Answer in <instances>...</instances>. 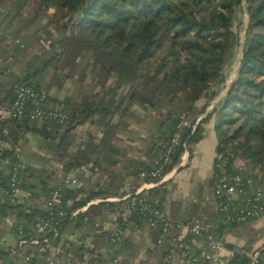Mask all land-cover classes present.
Listing matches in <instances>:
<instances>
[{
	"label": "trees",
	"instance_id": "obj_1",
	"mask_svg": "<svg viewBox=\"0 0 264 264\" xmlns=\"http://www.w3.org/2000/svg\"><path fill=\"white\" fill-rule=\"evenodd\" d=\"M28 5H32L37 12L54 14L61 11L62 16H66L61 28L68 32L50 38L45 53L25 61L24 71L0 87V107H7L11 103L19 84L46 90L48 71L57 68L59 60L76 49L79 56L90 52V61L98 70L106 73V79L113 72L117 75L115 86L107 85L112 92L107 98H91L81 103L68 97L48 95L47 100L54 98L53 105L68 114L63 123L11 117L0 119L15 130L14 133H6L11 147H0L1 190L8 188L14 149L19 138H22L18 129L37 135V142L44 141L47 151L55 153L57 150L56 156L52 155L61 162V169L65 173L74 166H84L86 169L88 166L92 170V164L99 162L93 159L92 150L88 149L90 141L80 148L81 140L73 142L76 135L72 130L96 115L92 119L94 122L107 125L103 127L97 148L107 146L112 149L114 131L110 128L113 127V116L116 113L127 114L129 106L134 104L146 112L149 111L148 105L166 107V111L159 112L151 120L152 137L147 138L151 143L147 150L148 157L142 161L130 157L129 174L136 176L140 170L151 167L153 159L164 149L169 132L181 118L191 120L182 133V141L188 147L202 137V123L214 117L216 151L231 149L234 157L229 168L236 166L237 158L244 159L250 164L246 174L264 186V0H0V12H3L0 25L13 12L21 15ZM241 9L245 10L247 21L235 75L223 96L192 127L198 114L204 111L203 107L197 110L196 102L205 98L206 106L217 94L214 83L225 79V64L238 39L237 31L232 28L233 20ZM28 45V40L19 39L14 44L12 55L21 54ZM114 88H123V91L120 90L122 96L130 97L122 109L113 104L120 94ZM70 146L72 151H68ZM183 150L181 143L172 163L167 166V172L179 161ZM52 155L47 158L51 159ZM5 159L8 161L4 162ZM51 175L52 171L47 167L42 165L35 168L25 162L22 188L31 195L36 196L40 192L48 195L52 187L61 185L59 199L50 209L31 206L24 201L11 203L0 200V216H15L12 230L16 235L18 227H22V235L17 236L18 240L25 241L15 248L29 243L34 232L29 233L26 225L35 216L64 210L65 214L56 218L59 220V238L70 221H74L81 230L93 226L97 216L102 214L103 209L110 208L113 202L90 203L73 216L70 215L71 210L82 207L97 196L119 193L107 183L103 187H98L97 183L72 187L60 182L52 184ZM140 195L150 196L144 191ZM75 242L76 255L83 256L85 249L91 250L87 251L90 253L94 250L83 246L79 239ZM65 245V242L61 244L63 252ZM228 245L233 246L231 243ZM30 251L33 249L29 248L27 253ZM34 254L27 264H38L40 260L37 256L44 258L43 253L38 255V251H34Z\"/></svg>",
	"mask_w": 264,
	"mask_h": 264
},
{
	"label": "built area",
	"instance_id": "obj_2",
	"mask_svg": "<svg viewBox=\"0 0 264 264\" xmlns=\"http://www.w3.org/2000/svg\"><path fill=\"white\" fill-rule=\"evenodd\" d=\"M48 93L44 88H35L26 84H19L15 88L14 98L7 107H0V119L14 118L17 120H37L40 122L63 123L68 114L57 105L47 103ZM197 117L192 123L195 127ZM191 120L181 118L168 134L164 149L153 159L151 167L140 170L136 177L135 186L131 192L106 197H95L85 205L70 211L75 215L90 203L110 201L113 204L103 209L102 214L93 224L99 229L105 243L116 244L131 232L139 233L144 225L155 231V238L151 247H161V256L156 261L149 258L143 264H264V236L262 242L250 250L244 247L229 246L224 235L236 226L257 220L264 216V186L256 179L245 173L241 164L232 169L229 163L234 157L231 149L216 151L213 160V194L216 199L215 218L207 215H195L180 219L169 215L163 200L140 195L144 188H150L160 182L166 175L167 166L173 161V155L182 143L183 128L190 125ZM183 150V151H184ZM182 151V153H183ZM181 153V154H182ZM180 154V155H181ZM66 186L79 184L77 177L56 171ZM25 179V161L21 148L14 149L13 159L9 169L8 188L0 190V200L17 203L21 200L20 190ZM61 185L52 187L44 201V207L50 209L59 199ZM62 209L46 215H37L26 225L31 235L29 244L34 245L33 251L24 255L28 262L38 251L44 254V264H62L63 250L58 241L59 220L64 215ZM86 218L83 219L85 222ZM22 235V227H18V234ZM19 239V242H24ZM101 252H86L83 259L101 257ZM242 256L246 258L242 259ZM113 262L117 259L113 258ZM105 263L106 261H102ZM0 264L3 259L0 257Z\"/></svg>",
	"mask_w": 264,
	"mask_h": 264
},
{
	"label": "crops",
	"instance_id": "obj_3",
	"mask_svg": "<svg viewBox=\"0 0 264 264\" xmlns=\"http://www.w3.org/2000/svg\"><path fill=\"white\" fill-rule=\"evenodd\" d=\"M2 52L4 51L0 49V87L8 82L11 75L9 65L5 64L4 60L1 58L3 55ZM82 92L83 89L78 88L76 91H72L71 95H63L60 89H56L53 94L48 93V95L58 98L68 97L78 100L81 103L91 99L84 98L82 96ZM94 98L97 99V97ZM200 100L201 99L196 102L197 110L201 109V107H199ZM47 101V103L53 104L55 99H48ZM212 104L213 103H210L209 105ZM146 113L134 104L133 106H129L127 114H114V121L112 122L116 131L112 137L113 148L110 149L105 146L108 150H110V152H105V148H97L103 126L101 124H99V126L95 125L97 123L92 119L96 117V115L92 119H89L85 123L75 127L72 132L79 130L82 126H86V124H90L89 129L84 132L88 133L86 144L90 141L89 148H97V150L101 151L91 152L93 159L98 160L99 163L95 162V164H92V170H89L90 167L88 166L87 169L84 166H74L71 169L75 172L71 173V170L69 169L65 173L61 169V162L49 158L52 164L51 166H53L52 168H49V171H52V175L50 177L52 184L58 182L63 184L61 178L55 175L56 171L59 170L64 174H71L77 177L79 184L84 185V183H97L98 187H103L107 183L109 184V187H112V189H117L119 193L115 195L131 192L135 186L137 177L129 174L131 169L128 167L129 159L131 157L137 161H142L144 158L148 157L147 150L148 146L151 145L147 138L152 137L150 131L153 125L151 120L154 118V114L148 116L145 115ZM204 115L205 110L199 113L198 117H202ZM213 120L214 118L211 117L209 120L202 123V137L197 142L190 144L183 151L180 155L179 161L166 173L160 182L152 186L154 187L151 189L152 191L150 190L152 187L144 188V193L150 195V197L163 200V207L165 211L172 217L186 219L195 215H207L210 218H215L217 215L216 199L212 188L213 160L216 152L215 145L217 142ZM18 131L22 133V138H19L18 140V145L20 147V142L27 135V131L22 128L18 129ZM7 132L14 133L15 130L13 127L5 125L0 121V147L2 148L11 147L8 136H6ZM189 147L191 149H189ZM69 148L68 151H70ZM38 155L39 157L49 156L40 150ZM36 159L37 158L30 160L27 159L26 161L24 157V161L26 163L29 162L35 168H39L42 165H38ZM3 161L6 162L8 160L5 159ZM43 166L48 167L49 164L45 163ZM100 168L103 169L101 170ZM174 178L176 179L175 187L170 191H162L161 185H163L167 180ZM83 179L86 180L84 181ZM190 182L194 184V189H188ZM186 191H188V193H186ZM19 193L21 197L20 201H24L31 206L45 208L44 201L47 197L46 193L43 194L40 192L39 195L33 196L24 188H22ZM86 207H84V209ZM100 216L101 215H98L97 218ZM15 221L16 218L14 215L9 214L0 216V257L3 259V264H27L24 260V255L27 253L29 248H34V245L29 243L18 245L17 248H15L17 244H21V242H18V236L12 230V224ZM87 227L81 230L80 227L75 226L74 229H77V232H75L76 234L74 233L76 235L75 239L69 235H63V232L61 233L58 241L61 244L63 242L66 244L64 247L65 251L63 252L64 257L62 264H143L149 258L156 261L155 257L161 256L162 246L151 247L150 245L155 238V231L150 230L146 225L142 227L139 233L131 232L129 236L121 240L122 242L119 241L116 244H109L108 242L105 243L99 229L93 226ZM92 231L97 233V239L92 240L90 245H88L86 236ZM76 239H79L83 246L91 249L93 248V251L101 252V257L96 259L90 258V261L87 260L85 262L83 257L87 251L91 250L85 249L84 253L82 252L83 256L76 255ZM226 242L235 246L234 241L227 240ZM137 245L139 246V251L135 249ZM72 247H74V249L70 250ZM243 247L246 250L251 249L245 246ZM83 250L84 248H82V251ZM37 257L40 260L38 264H44V258L42 256ZM113 258H116L117 261L113 262ZM76 259L78 260L75 261ZM102 261L106 262L103 263Z\"/></svg>",
	"mask_w": 264,
	"mask_h": 264
},
{
	"label": "rangeland",
	"instance_id": "obj_4",
	"mask_svg": "<svg viewBox=\"0 0 264 264\" xmlns=\"http://www.w3.org/2000/svg\"><path fill=\"white\" fill-rule=\"evenodd\" d=\"M4 10V9H3ZM1 11V10H0ZM3 12H0V15ZM16 12H13L11 17L4 21L0 25V49L2 52V59L5 64L9 65L11 75L10 78L16 77L18 74L24 71V62L33 59L34 55H42L49 48V39L53 37H60L64 32H68V30H62V24L64 20H66V16H62L61 11H57L54 14L46 13L45 11L37 12L36 9L32 5H28L26 9L23 11L21 15H16ZM247 21V14L244 9L237 11L235 18L233 20L232 28L237 31V42L232 47L229 53V59L226 65V74L225 79L221 81H216L213 85V88L217 89V94L208 101V103H215L226 91V88L235 75V71L238 65V61L241 55L242 49V40L244 37V30ZM51 33V34H50ZM29 41L28 47L20 54H16V56L12 55L13 47L16 41L18 40ZM59 49V48H58ZM57 49V50H58ZM77 49L72 52H67L65 56L61 58L58 62L57 68H51L46 74V84H47V93L53 94L54 90L60 89L61 93L71 95L72 91H76L78 88H82V96L84 98H107L112 94L111 90L108 89L107 85H114V79L117 75L116 72H113L112 75L108 76L106 79V73H103L102 70H98L96 65L90 61L89 54H85L84 56H79L76 54ZM6 60V61H5ZM105 84V85H103ZM115 86V85H114ZM116 91H123V88L117 89ZM120 91V94H121ZM118 94L113 104L117 105L119 109H122L130 97L128 95L122 96ZM205 98L200 100L199 107L204 108L205 113L211 110L212 105L206 104L205 106ZM138 106V105H137ZM149 111L141 108V110L146 113L145 115L150 116L151 114L154 116H158L159 112H165L166 107L160 106H152L148 105ZM192 117V115H189ZM214 118V117H213ZM114 121V119L112 120ZM99 126V124H95ZM103 126V125H102ZM90 127V124H86V126H82L79 130H76L74 134L76 135L74 143L81 139L80 148H83L86 144L88 133L86 132ZM107 127V125L103 126ZM111 126V131L115 133L116 128L114 129ZM84 129V130H83ZM61 130L60 132H62ZM114 135V134H113ZM112 135V136H113ZM37 135H34L30 132H27V135L20 142L21 153L24 155L26 161L27 159H36L38 165H43L45 163L49 164L47 169L52 168L51 161L47 157H39V150L49 156L52 155L53 151H47L45 147V142H37ZM100 140H98L99 142ZM187 148V147H186ZM72 151V147L69 148ZM89 150H93L92 152H101L100 150L89 148ZM48 152V153H47ZM58 151L56 150L54 155ZM105 152H110L107 148H105ZM52 155V159L57 161L55 156ZM48 156V157H49ZM236 164H241L244 167L245 173L247 172L248 164L244 159L237 158ZM107 166V165H106ZM71 173L75 172L73 169H70ZM209 174V173H208ZM81 175V174H80ZM175 178L167 180L163 185H161L162 191H170L175 187ZM194 189V184L192 182L189 183L188 189ZM188 193V191H186ZM74 221H70L63 230V235H69L73 239L76 238L77 229H74ZM75 233V234H74ZM264 236V218L261 217L256 221L247 222L245 224L236 226L230 232L224 235V240L234 241V245L236 248H241L243 246L248 248H254L259 243L262 242V238ZM87 244L90 245L92 240L97 239V233L92 231L87 236ZM72 247L70 250H73ZM139 251V246L136 248ZM136 251V252H137ZM76 259L75 261H77Z\"/></svg>",
	"mask_w": 264,
	"mask_h": 264
}]
</instances>
